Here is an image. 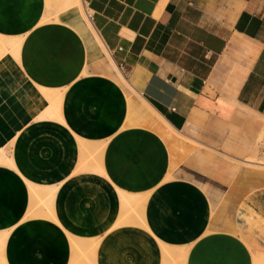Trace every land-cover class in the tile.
I'll list each match as a JSON object with an SVG mask.
<instances>
[{
	"label": "crops",
	"instance_id": "0c3cea01",
	"mask_svg": "<svg viewBox=\"0 0 264 264\" xmlns=\"http://www.w3.org/2000/svg\"><path fill=\"white\" fill-rule=\"evenodd\" d=\"M66 1L0 0V34L22 38L19 59L0 57V148L12 158L0 163V264H255L264 251V186L241 199L237 232H210L222 208L214 215L196 182L166 180L175 164L162 134L137 117L127 124L122 86L93 67L84 73L90 52ZM81 1L156 115L222 155H259L264 0ZM41 88L63 93L62 120L38 118L49 104ZM93 158L106 175L90 168ZM118 189L150 192L145 207L127 212ZM163 244L173 255L166 263Z\"/></svg>",
	"mask_w": 264,
	"mask_h": 264
},
{
	"label": "bare ground",
	"instance_id": "6f19581e",
	"mask_svg": "<svg viewBox=\"0 0 264 264\" xmlns=\"http://www.w3.org/2000/svg\"><path fill=\"white\" fill-rule=\"evenodd\" d=\"M62 8H65V9L70 8L71 10H75V8L77 9L76 14H74L73 18L70 20H71V23H73L83 33V35H85L86 43H87V46H88V49L90 52L89 62L87 64V66L85 65L86 68L84 69V73H89L91 71L90 70L91 67H93V70L95 72L102 73L106 76L111 77L113 80H115L117 82V84L122 86V88L124 89V91L126 93L125 97L127 96L129 106H130V115H129V119L127 120V124H134L133 120H134V118L137 117L136 118L137 123L139 122L140 124H147V125L154 127L156 130H158L160 132V134H162V136L165 138L168 145L170 146V149H171L172 154H173L175 166H177V165L186 166V162L188 161L186 159H188L189 156H194V155L207 156V155H209L210 157H212V159H214L216 161V167H215V170L213 171V173H210V175L208 176V175H203V174L199 173L198 170H195V171L189 173L190 178L193 177L194 178L193 181L196 182L199 186H201L205 191H210L211 193H214V194H216L217 192H219V193L222 192L223 194L228 195V197L231 196L233 199L238 200V202L236 204V206L238 208V205L240 204L241 199L246 194H248V191L246 189H244L243 186L245 184L251 185L252 183L253 184L255 182L257 183V181L259 182V180L261 179L260 175H264L263 174L264 173V164L262 163L263 165L259 166L258 164H261L260 162L254 161V160H246V159H245L246 162H244V161L240 162L236 158H231V157H229V155H224L225 153L222 155L221 152L219 153L216 150L211 149V147L208 148V147H206V146H204L198 142H195L193 140H192L193 141L192 143H187V141H186L187 137L182 135L181 133H179L178 131H176L172 127H170L164 121V119L159 117L160 114L156 115L154 113V111L151 109L152 106L150 107L148 104H146L145 101L135 92V90L129 84L126 76L119 69L114 58L112 57V54L106 48L103 40L99 36L100 33H98L96 31L95 27L93 26L92 21L90 20L89 13L84 8L82 1L81 0H67L63 4ZM21 43H22L21 37H5L4 44L7 48V50L5 49L6 51H3L0 54V57L4 53L10 51L13 53V55L16 58L19 59L21 56L20 55ZM41 90L44 93V96L48 100L49 104L41 111V113H39L38 118H56V120L57 119L62 120L61 119L62 114H61L60 104H61V101L63 98V93L59 89L41 88ZM153 116H156L157 120H154V119L150 120L151 117H153ZM79 138H81V137H79ZM78 140H79V142H81V147H80L81 152L80 153L85 155V153H87L86 146L83 143V141L85 139L84 140L78 139ZM86 141L90 142V140L89 141L86 140ZM188 141L191 142V139ZM92 143H94V142H92ZM98 149L100 150V148H98ZM0 152L3 154L2 155L0 153V155H1L0 156V163L12 164V160H11L12 158H10L9 151L1 148ZM97 152H98V150H97ZM87 156H88V154H87ZM93 160H94V158L92 159L93 163L90 162V164L91 165L95 164V165L90 167V166H88L89 163H86L84 168L86 169V168L90 167L91 169H95V171H98L100 173L105 174L106 173L104 170L105 168L102 167L100 162L96 161L97 162L96 163ZM83 162H85V161H81L80 164ZM77 171H78V169H77ZM34 186L36 189L35 190L32 189V193L34 195H35V193L41 195L40 191H39L40 190L39 186H37V185H34ZM119 190L120 189H118V192H119ZM55 191H56V189L50 190L51 195H52L51 197L54 196ZM149 193L150 192L133 194V193H129V192L125 191L126 195L122 192H119V194L123 195V196L120 195L119 197H120V200L122 202V206L126 208L127 212H128V210L136 211V205L137 204H139L140 206L142 205V207L143 206L145 207V205H143V204L145 203V201L147 199L146 197H148ZM214 194H210V196H212ZM41 197H42V195H41ZM237 208L230 210L228 205H226L222 208L223 214H225L227 212L231 213L230 218H232L234 220L235 227H236L234 232L238 231L236 220H235ZM215 214L216 213L214 212V215ZM125 215H126V213H125ZM128 217H129V215H127V216H125V218L124 217L123 218L125 220ZM124 220H123V222L125 223L126 221H124ZM123 222H121V223H123ZM118 223L120 224V222H118ZM144 225H145V228H147V230H148L149 229V227L147 226L148 224L144 223ZM211 227H212V225L210 226V229H209L210 232L214 231V230H218V229H222V230L226 229V226H224L223 224L214 225L212 227L213 228L212 230H211ZM150 229H149V231H150ZM229 230H230V228L227 229V231H229ZM150 232H152V231H150ZM229 232H232V231H229ZM205 234H207V233H205ZM205 234H203V236ZM69 238L71 239L72 244L76 243V238L74 236L69 234ZM2 240H3V237H2ZM3 243H5V241ZM162 243H164V242H162ZM187 246H189V245H187ZM161 247H162V244H161ZM252 248H254V247L252 246ZM0 250L3 251V249H0ZM163 250H164V253L167 252V253L171 254V252L169 251L168 245L163 244ZM186 252H187V250H186ZM256 252L261 254V255L257 256L256 258L258 260H264V251L256 250ZM179 253H181V255H182V250ZM165 255H166V253H165ZM172 257H173V255H172ZM179 264H180V262H179ZM255 264H261V263H255Z\"/></svg>",
	"mask_w": 264,
	"mask_h": 264
},
{
	"label": "rangeland",
	"instance_id": "374dc122",
	"mask_svg": "<svg viewBox=\"0 0 264 264\" xmlns=\"http://www.w3.org/2000/svg\"><path fill=\"white\" fill-rule=\"evenodd\" d=\"M5 37L6 36H3L0 34V54L3 52V51H6L7 48L4 44L5 42ZM6 49V50H5ZM187 138V143H192L193 141L191 140V142H189ZM257 148V147H256ZM2 149H5V148H2ZM258 149V150H257ZM256 149V151L258 152L259 155H252L250 157H248L246 160H254V161H258L260 162L261 164H258L259 166L260 165H263L264 164V137H263V140H259V146L258 148ZM1 150V148H0ZM3 151V150H2ZM255 151V152H256ZM1 153V152H0ZM2 154V153H1ZM3 155V154H2ZM1 156V155H0ZM4 157V156H3ZM201 158L200 162L196 161V158L198 159ZM256 159V160H255ZM12 160V159H11ZM188 160L186 162V166H180V165H177V166H174V169H171L170 172L168 173V175L165 177L166 180L168 179H172V178H176V177H185L186 179L188 180H191L193 181V177L190 178V172H193L195 170H198L199 173L203 174V175H210V173H213V171L215 170V167H216V161L214 159H212V157H210L209 155L207 156H202V155H194V156H189ZM246 160H239L240 162L244 161L246 162ZM100 164L102 165L103 167V163H102V160L100 159L99 160ZM263 163V164H262ZM200 164V165H199ZM197 166V167H196ZM197 168V169H196ZM260 169V168H259ZM262 169V168H261ZM95 170V169H93ZM263 173V172H262ZM264 174V173H263ZM188 177V178H187ZM261 177V181L259 180V182L257 181V183L255 182L254 184L252 183L251 185L250 184H245L243 187L244 189H246L248 191V193L254 189H257V188H260V187H263L264 186V175H260ZM263 178V179H262ZM30 186H31V191L32 189H36L34 184L30 183ZM217 190V189H216ZM215 190V191H216ZM224 190V189H223ZM119 192H122L125 194V191L124 190H119ZM209 196L210 194H214V193H211L210 191H206ZM121 196H123L122 194H119ZM126 195V194H125ZM35 196L39 199V200H44L41 195L35 193ZM211 198V201H212V209L214 210L213 212H217V210H220L221 208H223L224 206H226L224 203H223V206L221 205L220 202H222L223 200L227 201L228 203V207L230 210H233L234 208H237L236 204L238 202V200L236 199H233L231 196L228 197V195H225L223 194L222 192H217L216 194L210 196ZM223 199V200H222ZM220 203V204H219ZM223 211V209L221 210ZM230 212H227L225 214H223V219L222 221H220L219 223L220 224H223L224 226H226V231L228 228H230L229 231H232L234 232L236 227H235V222L232 218H230ZM129 218V217H128ZM126 221V219H125ZM216 225V223H213L212 224V227ZM219 225V224H218ZM211 227V230L213 229ZM235 233V232H234ZM74 244H77L74 243ZM166 255H165V262H169L171 259H172V255L165 252ZM261 254L257 253L255 251V254H254V260H255V263H261V264H264V260H258L256 257L259 256Z\"/></svg>",
	"mask_w": 264,
	"mask_h": 264
}]
</instances>
